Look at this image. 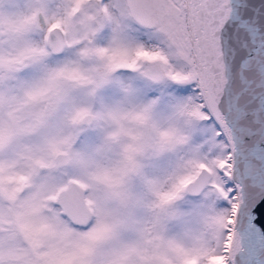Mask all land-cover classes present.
<instances>
[{"label": "snow or ice", "instance_id": "obj_1", "mask_svg": "<svg viewBox=\"0 0 264 264\" xmlns=\"http://www.w3.org/2000/svg\"><path fill=\"white\" fill-rule=\"evenodd\" d=\"M0 264H264V0H0Z\"/></svg>", "mask_w": 264, "mask_h": 264}]
</instances>
